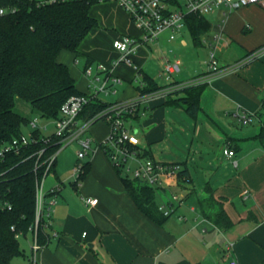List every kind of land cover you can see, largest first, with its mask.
I'll return each instance as SVG.
<instances>
[{
  "label": "crops",
  "instance_id": "1",
  "mask_svg": "<svg viewBox=\"0 0 264 264\" xmlns=\"http://www.w3.org/2000/svg\"><path fill=\"white\" fill-rule=\"evenodd\" d=\"M89 13L97 20L98 28L81 42L78 55L62 51L58 56V61L69 67L82 93L87 91L84 68L89 63L110 67L119 57L113 41L120 36L138 37L140 34L116 2L94 4ZM212 16L207 17L212 25L208 38L211 39L214 33L212 22H217L229 41L228 46L223 47L229 49L233 46L236 53L232 61L219 64L224 69L233 68L212 78H207L209 72L206 70L191 80L178 83L197 80L198 85H204L196 119L182 107L167 103L168 99L184 96L176 90L171 92V97H151L146 103V116L138 118L135 123L139 126L134 125V128L146 157L155 158L160 144L169 140L170 132L177 138V133L184 134L188 128L194 127L199 142L192 158L199 157V163L205 168L213 166V176L202 181L199 193L195 192V180L188 165L191 153L186 155L185 145L175 146L171 140L174 150L172 153L160 152L165 155L162 161L187 168L192 182L179 179L176 185L157 191V205L170 201L173 194L183 200L175 205L172 216L157 223L140 211L107 157L95 161L94 167L90 166V170L93 168L91 174L84 175L67 190L63 191L66 184L56 175L58 183L45 191L59 188L47 229L51 237L45 245L33 251L34 237L31 234L25 236L31 252L29 264H230L231 261L264 264V136H261L264 129V53L252 56L264 47V8L257 4L232 11L223 8ZM182 34L183 31L177 38L179 44L183 46L181 41L184 40L187 46ZM163 40L160 38L152 48H140L131 59L144 74L159 86L166 87L169 82L160 75L165 57L162 54L166 51ZM165 42L171 43L168 36ZM156 55L161 67L158 76L154 77L146 71V66ZM114 73L128 83L120 88L117 102L137 98L140 91L133 88L135 68L119 65ZM177 109L183 110L194 126L187 123L185 129L179 126L171 131L170 119L178 116ZM238 109L251 114L252 122L247 125L239 123L232 115ZM168 145L172 146L169 142ZM226 147L234 150L232 158L224 155ZM221 156L233 165L237 162L236 171L221 169L215 177ZM183 189L190 198L193 192L196 193L193 199L199 208L185 203ZM209 189L215 199L212 212L220 208L225 210L232 221L230 227L217 228L205 217L200 202L209 197ZM246 190L249 193L244 196ZM86 197L97 198V205H86ZM179 216L183 219L180 220Z\"/></svg>",
  "mask_w": 264,
  "mask_h": 264
},
{
  "label": "trees",
  "instance_id": "2",
  "mask_svg": "<svg viewBox=\"0 0 264 264\" xmlns=\"http://www.w3.org/2000/svg\"><path fill=\"white\" fill-rule=\"evenodd\" d=\"M21 2L19 12L0 16V148L26 134L25 128L29 127L30 118L15 111L17 99L30 104L41 117L51 119L58 117L67 99L82 94L69 67L59 62L58 56L62 51L78 55L81 42L98 28L97 20L89 13L95 3L72 1L34 8ZM186 25L196 45H200L201 36L212 28L207 18L195 15L187 17ZM142 75L145 85L137 87L141 94L163 89L150 76ZM203 90L204 85H193L183 91V97L168 99L167 103L182 107L196 119L201 109ZM107 106V103L92 102L83 110L82 118L90 120ZM32 133L39 135L38 131ZM261 136H264V129ZM57 142V139L48 142L38 139L20 153L10 152L0 158V202L11 206V209L0 208V264H15L16 258L24 256L20 244L22 237L31 234L40 247L51 237L46 219L40 220L35 229L36 186L44 176L45 161L60 148ZM41 151L43 153L36 165ZM90 166V161L84 163L81 178L88 174ZM114 169L140 211L153 221L163 223L167 217L157 205V189L122 175L116 167ZM181 180L192 182L187 168L182 167ZM210 190L209 197L200 202L205 217L217 228L230 227L232 221L225 210L220 208L212 212L215 199ZM18 234L21 237L18 238Z\"/></svg>",
  "mask_w": 264,
  "mask_h": 264
},
{
  "label": "built area",
  "instance_id": "3",
  "mask_svg": "<svg viewBox=\"0 0 264 264\" xmlns=\"http://www.w3.org/2000/svg\"><path fill=\"white\" fill-rule=\"evenodd\" d=\"M28 3L29 7L40 8L46 5L65 3L72 1H87L91 3L116 2L128 14L131 23L138 29L139 36L124 35L113 41V48L119 54L118 59L112 62V65L106 66L102 63H89L83 71L87 80V91L80 95L71 96L61 106L59 115L56 118L46 119L39 116L30 118L29 134H23L14 138L11 142L0 148V158L7 153L20 151L36 142L38 139L48 142L57 139L60 148L45 161L46 169L43 178L37 183L36 188V221L35 229L38 228L40 220L46 219V226H50V217L52 207L57 203V191L59 188L45 192L44 181L50 172L54 169L58 155L64 146L76 142L79 146L77 152V163L73 168V177L79 182L84 173V159L90 156L93 149V138L87 135V132L98 121L106 122L111 132L108 137L99 144L106 156L112 162V166L122 168L126 175L133 174L134 180L138 183L156 188L157 191L176 185L180 179L182 166L177 163H165L156 161L153 158L144 155L145 150L141 147L140 139L134 128V123L138 118L146 116L148 106L146 103L151 97L156 95H168L177 88L197 84L198 81H190L184 84H178L172 75L180 72L181 63L178 59L172 61L170 58H164L160 75L169 82V86L163 87L156 93L139 94L137 98L110 103L104 98L118 95L124 79L114 73V69L119 65L132 66L136 70L134 83L143 88V72L136 66L131 56L136 54L140 48H152L157 43L161 35L168 33V41L177 40L178 35L186 26V19L191 15L199 18H207L217 11L227 8L232 11L243 6L260 5L264 8V0H0V16L13 15L20 11L19 3ZM225 16V14H224ZM201 42L210 49L207 78L220 75L233 67L222 68L216 55L219 45L227 47L228 38L223 29L214 32L211 39L204 37ZM186 46L184 40L181 41ZM264 53V47L258 49L252 56H258ZM92 102L107 103L108 106L102 112L98 113L90 120L82 118L83 110ZM239 123L247 125L252 122V115L245 110L238 109L232 114ZM45 119L42 122L41 119ZM54 125V131L47 134L49 125ZM38 131V137L32 132ZM38 155L36 165L42 155ZM224 155L232 158L235 155L234 150L226 147ZM237 167V162L234 163ZM49 193L50 196H47ZM244 191V196L248 195ZM86 205H97L98 199L92 197L84 198ZM179 195H172L168 202L158 205L159 210L165 217H170L175 212V205L182 203ZM7 207L11 209L10 204H2L0 208ZM182 220L183 217L179 216ZM86 235V233H84ZM17 237H21L18 234ZM40 248L36 237H34L33 251ZM34 264V263H33ZM230 264H236L231 261Z\"/></svg>",
  "mask_w": 264,
  "mask_h": 264
},
{
  "label": "rangeland",
  "instance_id": "4",
  "mask_svg": "<svg viewBox=\"0 0 264 264\" xmlns=\"http://www.w3.org/2000/svg\"><path fill=\"white\" fill-rule=\"evenodd\" d=\"M210 18H212L213 16L210 15L208 16ZM214 23V27H213V31H219L220 27L216 24H218L217 22H212ZM168 33H164L161 35V38H163L164 40L162 41V46H165L164 48L166 49V51L164 52L163 50H161V53L163 51V56H165L164 58L169 57L170 60L174 61L177 59L180 61L181 63V70L180 72L172 75V79H174V81H176L177 83H183L185 81L191 80L197 76H199L200 74H202L203 72H205L206 70H208V65L207 62L209 61V56H210V49L205 46V44H203L202 42L200 43V45H196L193 35L190 32L189 27L186 25L183 29V34L182 36L184 37V39L187 41L188 45L187 46H181L179 44V40L177 39V41H172L171 43H166L165 39L167 38ZM210 37L209 33H206L204 35L201 36V40L204 37ZM209 39V38H208ZM164 49V50H165ZM216 55L217 58L219 60V62L224 63V62H230L232 61L235 57H236V53L234 51V47H230L229 49L224 48L222 45H220L217 50H216ZM158 56L156 55V57H152L147 66H146V71L154 76L157 77L158 76V72H159V68L161 67L160 65V60L157 59ZM81 77V75H80ZM161 81V80H160ZM79 84L82 86V80L79 79ZM128 83H124L121 86V89L123 88L124 85H127ZM198 85V84H196ZM191 86H185V87H181V88H177L175 89V91L177 90V92H181L183 93V91L186 89L191 88ZM133 88H137V84H133ZM120 89V92H121ZM158 92V91H156ZM156 92H152V93H156ZM151 93V94H152ZM119 95L116 96H110L107 98H104L105 101L110 102V103H114L117 102V97ZM181 98V97H180ZM175 109V108H172ZM15 111L27 118H33L36 116H39L37 113H35L32 110V107L30 104L26 103L25 101L21 100V99H17L16 101V105H15ZM178 111V116L176 118H172L170 119L172 121L171 125H170V130H176L177 128H180L179 126H184V129L187 127V123L188 124H192L193 120L182 110L180 111L179 109H177ZM42 122H45V119H41ZM135 127L139 126V123H134ZM194 126V123H193ZM176 128V129H175ZM54 131V125L50 124L48 127V131L46 132L47 134H51ZM194 127H192L191 129L188 128L187 131L185 132L184 130V134L181 133H177V135H179L177 138L174 137L175 133H171L170 132V136H169V140L166 142V144H160L159 149L160 151L156 153V157L153 158L156 161H161L164 160L165 155H163L160 152H165V151H169L172 153V151L174 150V145L171 143V140L175 142V146L177 145H185V152L186 155H190L189 157V161H188V165L191 169V172L193 174L194 180H195V186H196V190L195 192L198 191L199 193V184L203 181H205L206 179L208 180V178L210 179V177H212L213 173H214V168L213 166L208 167L206 165V168L202 166L201 163H199V157H193V151L194 149L198 148V139L195 137L196 135H194ZM111 132V128L110 126L104 122V121H98L95 124L92 125V127L89 129V131L87 132V135L90 138H94L93 140V149L96 151L93 152L91 151L90 156L86 159H84V163H87L90 161V164L93 166V164H95V161L97 162L99 158H105L107 157L106 154L104 153L102 148H99V143L101 141H104L108 135ZM25 133L29 134L30 133V129L29 127L25 128ZM168 142L173 146L168 145ZM79 150V146L76 142H72L69 143L68 145L64 146V148H62V150L60 151L59 155H58V159H57V163L56 166L54 167V169L50 172V174L48 175V177L45 179L44 181V190L48 191L51 187L55 186L58 183V179L56 177V175H59V178L65 182L66 186L63 188V191L66 189H69L73 184H76V178L73 177V168L74 165L77 163V152ZM198 150V149H196ZM215 152H218L217 149H215ZM168 154V152H167ZM174 156V155H172ZM169 157V156H168ZM169 158H172L171 156ZM188 158V157H187ZM186 158V159H187ZM219 165L218 167L215 169L216 174L214 175L215 177H218V172L221 169H230V171H236V168L234 167L232 162H228L225 157H219ZM107 159L109 160V158L107 157ZM110 164L112 165V162L109 160ZM205 168L203 171H205L204 173H202V169ZM93 170V168H92ZM92 170H90L88 172L89 175L91 174ZM119 171L122 175H126V172L124 169L119 168ZM207 174V175H206ZM96 175H98L96 173ZM118 175V174H116ZM129 178H133V174L129 173ZM210 176V177H209ZM62 191V192H63ZM193 192V194L191 195L192 197L190 198V194H188L186 189L181 190V193L184 195L185 199V203H188L189 205H193L195 204V206L197 205V201H195L196 199H193L194 197H196V193ZM63 194V193H62ZM195 201V202H194ZM160 205V204H159ZM197 207L199 208V205H197ZM20 244L22 249H24V256H21L19 258H17L15 260L16 264H29V257H31V252L29 249V242L27 239H25V237H22L20 239Z\"/></svg>",
  "mask_w": 264,
  "mask_h": 264
}]
</instances>
